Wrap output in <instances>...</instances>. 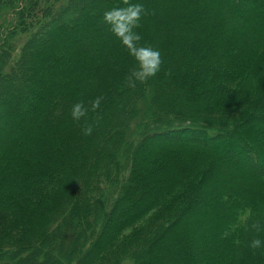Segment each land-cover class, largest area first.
I'll return each instance as SVG.
<instances>
[{
  "label": "trees",
  "instance_id": "1",
  "mask_svg": "<svg viewBox=\"0 0 264 264\" xmlns=\"http://www.w3.org/2000/svg\"><path fill=\"white\" fill-rule=\"evenodd\" d=\"M130 2L163 61L135 89L122 0H0V264H264V0Z\"/></svg>",
  "mask_w": 264,
  "mask_h": 264
},
{
  "label": "clouds",
  "instance_id": "2",
  "mask_svg": "<svg viewBox=\"0 0 264 264\" xmlns=\"http://www.w3.org/2000/svg\"><path fill=\"white\" fill-rule=\"evenodd\" d=\"M121 7H114L103 13V22L109 28V31L121 42L135 62L136 67L131 69L125 77V86L135 89L137 84H147V82L156 77L162 66V58L158 49L152 46L142 45L141 35L136 31L141 27L143 17L149 15L143 5L131 3L130 0H122ZM170 75V73H166ZM104 101L103 96H96L87 103L78 101L72 105L71 118L81 125L85 136L92 134L94 127L99 126L101 117L98 115L101 105ZM90 113L97 114L95 121L90 122ZM83 123L81 124V122ZM250 230L256 235L249 243L250 249L255 254L257 249L264 248V240L259 238V234L264 232V224L253 222ZM231 231L226 230L221 238L226 239L231 236Z\"/></svg>",
  "mask_w": 264,
  "mask_h": 264
},
{
  "label": "rangeland",
  "instance_id": "3",
  "mask_svg": "<svg viewBox=\"0 0 264 264\" xmlns=\"http://www.w3.org/2000/svg\"><path fill=\"white\" fill-rule=\"evenodd\" d=\"M247 1H248V0H247ZM120 6H123V5L120 3ZM22 38H23L22 36H21V37L18 36V37L16 38V41H17L18 43H20V41H23ZM7 128H8V127H5L3 132H5V131L7 130ZM12 128H16V126H14V127H12ZM12 128H9V130H10V129L12 130ZM11 130H10V131H11ZM1 131H2V130H1ZM10 131H9V132H10ZM1 135H2V134H1ZM187 135H188V134H187ZM156 141H157V140L154 139V138L148 140V142H146L144 148L154 145V144L156 143ZM143 150H144V149H143ZM60 251H63L62 248L60 249ZM51 264H55V263H51Z\"/></svg>",
  "mask_w": 264,
  "mask_h": 264
}]
</instances>
